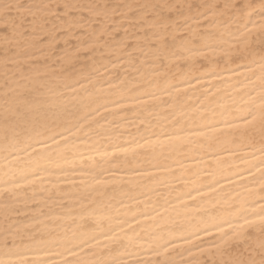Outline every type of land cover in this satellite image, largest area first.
Listing matches in <instances>:
<instances>
[{
	"label": "snow or ice",
	"instance_id": "6c2138e0",
	"mask_svg": "<svg viewBox=\"0 0 264 264\" xmlns=\"http://www.w3.org/2000/svg\"><path fill=\"white\" fill-rule=\"evenodd\" d=\"M0 264H264V0H0Z\"/></svg>",
	"mask_w": 264,
	"mask_h": 264
}]
</instances>
